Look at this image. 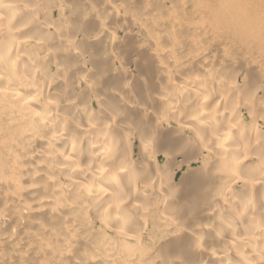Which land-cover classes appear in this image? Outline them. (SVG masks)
I'll list each match as a JSON object with an SVG mask.
<instances>
[{"label":"bare ground","instance_id":"obj_1","mask_svg":"<svg viewBox=\"0 0 264 264\" xmlns=\"http://www.w3.org/2000/svg\"><path fill=\"white\" fill-rule=\"evenodd\" d=\"M63 1L0 0V204L33 242L0 264H264V0ZM135 29L150 63L106 66Z\"/></svg>","mask_w":264,"mask_h":264},{"label":"rangeland","instance_id":"obj_2","mask_svg":"<svg viewBox=\"0 0 264 264\" xmlns=\"http://www.w3.org/2000/svg\"><path fill=\"white\" fill-rule=\"evenodd\" d=\"M63 1V0H62ZM84 0H65V2L63 1V6L65 5V8H68L70 10H73L75 12H77L78 10H80L82 8V2ZM91 5H89L90 9H92V11L94 13H98V14H104L107 11V6L110 3V5H116V6H122L123 10L124 8H129L130 10L134 9L137 5L139 4H143V3H149V5H155V1L154 0H90ZM89 2V3H90ZM168 7H170V3H168ZM58 7H53L52 9L55 12V16L58 19L60 17V11L61 8ZM110 8V7H109ZM155 13L158 14V10H155ZM94 17L95 15L90 17V19H87L86 24L88 25V29L91 28L94 24ZM41 18H44L43 16H41ZM114 20V19H113ZM134 38L128 36V33L126 34L124 31L119 33V40L120 43L119 44H110V42H105L104 44L102 43L103 47L104 45L107 47V51H100L98 50L99 54H102L104 57V61L103 63L108 66H115V65H120V61L115 60L112 57V52L113 51H119L124 53V55L128 58V60H130V63L126 64L125 66L128 67V70L131 73L137 74L138 72H141L144 70L145 67H142L141 65H137V63L139 61H141L142 59H145L146 62L150 63V61L147 59L148 58V51H147V47L151 44L150 38L146 35L143 34L145 33L144 30L142 29V31H139L137 29L134 30ZM88 34H91V32L88 30L87 31ZM119 76H121L119 74ZM178 124L175 122L173 124L174 127V131H176ZM187 136H191L189 131H186L184 134H182L183 140H185L187 138ZM186 137V138H185ZM179 139H181V135L179 136ZM57 146H62L61 142L54 144V147ZM198 150L195 149L192 151L193 156H195V158L200 162L203 161V157L198 155ZM187 154V153H186ZM188 157H190L187 154ZM186 156V157H187ZM185 158H178V164L181 162V160H184ZM180 160V161H179ZM187 160V159H186ZM161 164H160V169L163 166H166L170 163V160L166 157H161L160 158ZM197 161V162H198ZM177 163H175V166L177 167ZM182 163V162H181ZM200 163H193L190 171L193 172L195 169H197L200 165ZM184 166V165H183ZM186 166V165H185ZM174 167V168H176ZM190 171H188L187 167L183 168V171L178 174L176 181V191L177 193H182L185 194V196H183V198H189L193 195H195V193H193V190L190 189V182L185 181V179H187L190 175ZM10 207H15L12 204L8 203L7 205H1L0 204V237H4L6 234H8L9 232H12L15 236V240H16V245L12 246H4L2 249H0V257H6V256H22L24 258L26 257H32L31 253V246L33 245V242H31L29 240V238H27L26 235H24L23 233H21V229L19 226H17L16 224H14L12 221H7L6 219L8 217H13L15 216L16 210L11 209ZM178 212H183V209L178 210ZM175 214H179L176 213ZM224 217H227L225 215H223ZM2 218H4V220H2ZM34 220H40L45 222L46 224L50 223V220L48 217L46 216H41L38 215L36 218L31 219V221ZM33 232H39L35 227H32L31 229ZM203 236L207 234L206 233H202ZM4 264H14V263H9L6 262ZM27 264H44L43 261L40 260H32L30 263Z\"/></svg>","mask_w":264,"mask_h":264}]
</instances>
